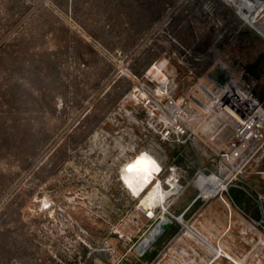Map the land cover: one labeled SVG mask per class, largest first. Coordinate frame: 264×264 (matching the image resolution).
<instances>
[{"label":"rangeland","instance_id":"1","mask_svg":"<svg viewBox=\"0 0 264 264\" xmlns=\"http://www.w3.org/2000/svg\"><path fill=\"white\" fill-rule=\"evenodd\" d=\"M239 17L226 0H0V264H264V168L208 200L195 184L231 130L199 87L240 74L264 102V37ZM142 151L164 183L179 168L169 213L193 202L184 223L222 256L178 222L139 253L155 221L120 174Z\"/></svg>","mask_w":264,"mask_h":264},{"label":"bare ground","instance_id":"2","mask_svg":"<svg viewBox=\"0 0 264 264\" xmlns=\"http://www.w3.org/2000/svg\"><path fill=\"white\" fill-rule=\"evenodd\" d=\"M226 2L230 7L235 9L237 15L247 25L254 28L264 37V14L262 15L260 13L261 8L264 6V0H226ZM223 69L227 70L226 67ZM211 81L218 88L217 90L216 88L215 90H211L204 84L199 87L200 92L208 98V102L213 100L211 104L208 106L206 104L201 110L205 113H211L217 110L218 112L213 120L217 119L220 114L226 115L227 117L229 109L223 106L225 102L223 104L221 103L222 100L227 98L228 94L231 96L234 92H237V86L233 82H230L227 86L221 87L217 85L215 80L211 79ZM206 89L208 90L207 92ZM209 125L207 124L205 128H208ZM161 174L162 166L160 162L149 152L142 151L123 166L120 176L128 191L133 197L141 201V205L145 207V210H151L153 212L155 208H160L162 214H167L169 212L167 206L169 198L173 197V195L180 194L183 187L179 182L176 172L171 174L165 183L160 180ZM195 184L201 189L202 196L206 199L215 198L225 190L224 184L217 180L210 181L209 179L201 178L199 180L197 179ZM176 221L180 223L185 222L183 217H176ZM187 229V234L195 239H199L216 257L222 256V253L225 251L222 246L216 247L207 239L199 235L197 237L190 228V225H187ZM226 256L228 257L229 254H226Z\"/></svg>","mask_w":264,"mask_h":264},{"label":"built area","instance_id":"3","mask_svg":"<svg viewBox=\"0 0 264 264\" xmlns=\"http://www.w3.org/2000/svg\"><path fill=\"white\" fill-rule=\"evenodd\" d=\"M237 75L240 76V74ZM237 75H233V79L227 83L233 82L237 86V92H234L231 96L228 94L227 98L222 100L221 103L223 104L225 102L223 106L229 109L228 115L227 117L225 115V117L231 124V130L223 146L218 150L212 160L213 169L205 168L198 170L197 174L198 180L206 178L210 181L217 180L222 182L225 190L220 195L244 173L254 170L258 172L264 168V102L253 93L252 87L241 82L239 76L236 77ZM216 83L220 85L218 82ZM227 84L220 86L225 87ZM212 88L211 90H215L216 87L214 86ZM216 111L214 110L213 112ZM211 121L213 122L214 120L212 119ZM178 170V167L170 168L172 174L178 172ZM259 173L264 177V169L260 170ZM198 190L200 192L198 198H203L201 197L202 191L199 187ZM168 214L171 215L169 212ZM146 215L150 220L157 222L165 214L161 212V214L156 216L154 209L153 212L151 210L147 211ZM171 216L176 220V216ZM180 216L184 218L185 212ZM182 225L186 229L188 224L186 225L184 223ZM190 228L198 237V227H194V224H192ZM183 235L185 236V232ZM181 253V256L187 259V264H198L196 263V259H188L190 253L186 249H183Z\"/></svg>","mask_w":264,"mask_h":264},{"label":"water","instance_id":"4","mask_svg":"<svg viewBox=\"0 0 264 264\" xmlns=\"http://www.w3.org/2000/svg\"><path fill=\"white\" fill-rule=\"evenodd\" d=\"M175 222L177 221L174 217L163 215L157 222L154 223L148 236L140 243L138 247L139 253L144 256L147 251L174 226Z\"/></svg>","mask_w":264,"mask_h":264},{"label":"crops","instance_id":"5","mask_svg":"<svg viewBox=\"0 0 264 264\" xmlns=\"http://www.w3.org/2000/svg\"><path fill=\"white\" fill-rule=\"evenodd\" d=\"M173 196H176V195H173ZM193 204V202L192 203H190L186 208H185V210L183 211V213L185 212V214L188 212V210L191 208V205ZM167 206H168V211H169V205H168V203H167ZM156 209V208H155ZM182 214V213H181ZM177 217V216H176ZM178 217H181L180 215H178ZM196 222H198V219L196 220ZM178 223L180 224V222L178 221Z\"/></svg>","mask_w":264,"mask_h":264},{"label":"flooded vegetation","instance_id":"6","mask_svg":"<svg viewBox=\"0 0 264 264\" xmlns=\"http://www.w3.org/2000/svg\"><path fill=\"white\" fill-rule=\"evenodd\" d=\"M171 229H173V227H172ZM171 229H170V230H171ZM170 230H169V231H170ZM169 231H168L167 233H170ZM167 233H166V234H167Z\"/></svg>","mask_w":264,"mask_h":264}]
</instances>
